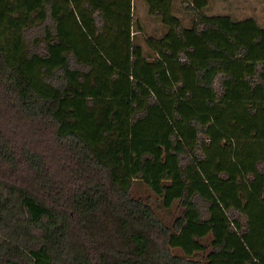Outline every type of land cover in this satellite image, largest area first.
Segmentation results:
<instances>
[{
  "label": "trees",
  "instance_id": "1",
  "mask_svg": "<svg viewBox=\"0 0 264 264\" xmlns=\"http://www.w3.org/2000/svg\"><path fill=\"white\" fill-rule=\"evenodd\" d=\"M144 2L0 0V264H264V26Z\"/></svg>",
  "mask_w": 264,
  "mask_h": 264
},
{
  "label": "rangeland",
  "instance_id": "2",
  "mask_svg": "<svg viewBox=\"0 0 264 264\" xmlns=\"http://www.w3.org/2000/svg\"><path fill=\"white\" fill-rule=\"evenodd\" d=\"M205 0V4L199 8L196 7L194 0H172V13L177 15L184 26L190 25L195 17L197 10L206 14H224L227 13L235 19L245 16L254 17L259 25H264V1L259 0ZM255 4V11L251 9ZM263 8V9H262ZM133 32L134 42L141 45L144 53L151 54V51L145 43L147 36H161L165 33L167 27L161 22L160 18L148 11L144 0H133ZM132 196L148 202L156 211L160 219L171 226L177 217L182 215L183 207L179 201L165 209L163 208L159 197H157L149 186L138 180L132 186ZM199 206L204 211L203 204L199 201ZM206 243L209 240L205 241ZM179 254L180 252L176 250Z\"/></svg>",
  "mask_w": 264,
  "mask_h": 264
},
{
  "label": "crops",
  "instance_id": "3",
  "mask_svg": "<svg viewBox=\"0 0 264 264\" xmlns=\"http://www.w3.org/2000/svg\"><path fill=\"white\" fill-rule=\"evenodd\" d=\"M264 1V0H263ZM259 2H261V1H259V0H257L256 1V4H258ZM255 4H252V6H251V9L253 10L254 9V11H255ZM263 9V8H262ZM257 21V20H256ZM259 24V23H258ZM260 26H264V25H260Z\"/></svg>",
  "mask_w": 264,
  "mask_h": 264
}]
</instances>
